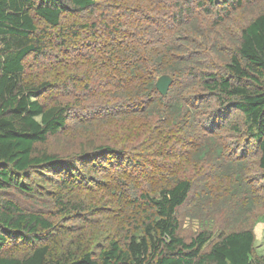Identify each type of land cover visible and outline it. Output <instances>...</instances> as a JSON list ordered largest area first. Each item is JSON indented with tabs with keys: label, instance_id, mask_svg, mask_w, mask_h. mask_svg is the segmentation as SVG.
I'll return each mask as SVG.
<instances>
[{
	"label": "rangeland",
	"instance_id": "obj_1",
	"mask_svg": "<svg viewBox=\"0 0 264 264\" xmlns=\"http://www.w3.org/2000/svg\"><path fill=\"white\" fill-rule=\"evenodd\" d=\"M202 2L96 0L92 8L64 14L56 27L36 20L35 38L42 50L25 59V80L46 82L40 102L69 105L73 114L59 133L36 147L59 157L98 146L115 150L100 158H76L79 179L53 183L46 198L13 190L6 195L54 224L52 234L36 245L47 244L54 254L95 255L111 240L123 244L142 225L146 203L140 193L153 195L177 179H188L192 189L177 211L178 234L189 242L202 230L217 237L249 227L255 235V255H264V224L258 221L264 215L259 153L253 145L248 147L251 138L241 115L221 108L211 94L204 96V78L224 72L241 29L264 10V0ZM117 15L130 17L134 24L146 19L157 20L161 29L165 25L164 63H170V72L162 66L154 80L163 74L173 78L169 97L181 112H169L163 103L171 100L167 95L159 99L156 90L152 98L162 103L156 102V110L143 111L133 93L132 98H122L109 39ZM213 123L218 130L210 133ZM207 146L212 149L201 158L200 148ZM217 147H223V159L216 157ZM31 248L16 240L8 241L5 250L21 257Z\"/></svg>",
	"mask_w": 264,
	"mask_h": 264
},
{
	"label": "trees",
	"instance_id": "obj_2",
	"mask_svg": "<svg viewBox=\"0 0 264 264\" xmlns=\"http://www.w3.org/2000/svg\"><path fill=\"white\" fill-rule=\"evenodd\" d=\"M95 4L96 0H0V264H264V255L257 256L253 251L252 228L217 237L202 230L189 242L178 234L177 211L192 189L188 179H177L153 195L140 193L146 203L144 219L123 244L111 240L95 255L89 251L80 255L54 254L47 244L36 245L52 234L54 224L41 213L24 210L6 195L13 190L32 198H46L53 183L63 184L70 177L79 179L76 158H100L115 150L98 146L71 157H59L36 147L59 133L73 114L69 105L46 106L40 102L46 82L33 84L25 80V59L42 50L35 38L37 19L56 27L64 14L82 12ZM129 18L117 15L111 20L115 27L109 35L110 52L117 57L113 73L122 79L119 92L123 99L132 98L133 93L144 106L143 111L156 110L159 101L152 98L156 90L154 74L162 66L170 72V63H164L168 55L163 34L167 29L165 25L161 29L157 20L134 24ZM207 75L204 96L211 94L221 108L241 115L251 138L248 147L253 145L259 153V167L264 172V10L241 29L224 72ZM106 84L111 87V80ZM171 86L165 95L168 102ZM158 98L163 100L164 96ZM163 106L169 112H181L174 99ZM216 126L213 123L207 130L217 132ZM210 140L214 146V139ZM211 146L200 148L201 158L207 156ZM223 151V147H217L216 157L223 159ZM258 221L264 224V215ZM16 240L32 248L21 257L8 254L6 243Z\"/></svg>",
	"mask_w": 264,
	"mask_h": 264
},
{
	"label": "water",
	"instance_id": "obj_3",
	"mask_svg": "<svg viewBox=\"0 0 264 264\" xmlns=\"http://www.w3.org/2000/svg\"><path fill=\"white\" fill-rule=\"evenodd\" d=\"M172 82L173 78L170 75L163 74L156 80L155 88L160 93V95L165 96Z\"/></svg>",
	"mask_w": 264,
	"mask_h": 264
}]
</instances>
